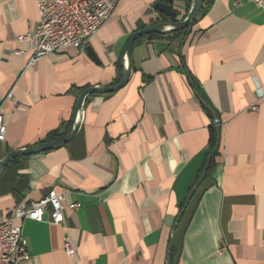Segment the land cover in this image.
Listing matches in <instances>:
<instances>
[{
  "label": "crops",
  "instance_id": "1",
  "mask_svg": "<svg viewBox=\"0 0 264 264\" xmlns=\"http://www.w3.org/2000/svg\"><path fill=\"white\" fill-rule=\"evenodd\" d=\"M39 1L0 0V161L68 133L80 94L120 81L129 38L173 20L162 0H121L87 47L34 60L21 38ZM194 2L174 0L175 20ZM132 61L124 88L87 98L72 141L0 172L6 217L51 189L66 198L60 225L14 222L24 264H264V0H205L189 32L139 38Z\"/></svg>",
  "mask_w": 264,
  "mask_h": 264
},
{
  "label": "built area",
  "instance_id": "2",
  "mask_svg": "<svg viewBox=\"0 0 264 264\" xmlns=\"http://www.w3.org/2000/svg\"><path fill=\"white\" fill-rule=\"evenodd\" d=\"M121 0H41L38 2L39 23L36 30L22 37L29 43L34 60L58 53L66 48L84 49L90 40L112 19ZM260 2V0H257ZM252 111H256L253 107ZM7 127L0 114V142L6 139ZM65 195L51 189L40 201L26 206L17 205L11 217L0 212V264H24L29 259L22 231L14 225L16 220L42 222L47 213L50 222L60 225L64 221ZM78 210L79 204H69ZM65 250L72 255L68 241Z\"/></svg>",
  "mask_w": 264,
  "mask_h": 264
},
{
  "label": "water",
  "instance_id": "3",
  "mask_svg": "<svg viewBox=\"0 0 264 264\" xmlns=\"http://www.w3.org/2000/svg\"><path fill=\"white\" fill-rule=\"evenodd\" d=\"M173 1L174 0H162L161 2L156 3L153 9L161 14H164L166 17L170 19H177L178 14L173 9ZM204 1L205 0H195L194 5L191 11L189 12L188 16L182 21L176 20L175 22L171 21V22H166V23H158V24H155L153 26H150L146 29H143L141 31L134 33L129 38L126 44V47L124 49L123 56L120 60L121 67L123 69V73H122V77L120 81L117 84L109 86V87H99V86L91 87L89 89H86L84 92H82L76 103L75 112H74V116L72 120V126L69 132L65 135L63 139L39 144L37 146L31 147L28 149L16 150L6 155V157H4L0 161V172L14 159H17L19 157L35 155V154L43 153V152L50 151V150L59 149V148L64 147L70 141H72L79 131V128H80L79 119H80L81 113L83 112V107H84V104L87 98L95 94H110V93L117 92L120 89L124 88L129 83L130 78L132 76V70H133V61H132L133 44L139 38L147 36V35H151V34L166 35V34H170L173 32H179L183 30H187L189 32L194 24L195 19L197 18L200 11L202 10ZM87 54L92 60L98 63V59L91 47L87 48ZM216 129H217L218 144L214 150V153L218 150L220 140H221V127L218 124V122H216ZM209 161L207 162L205 173L200 181H202L206 175V171L209 166ZM199 184L200 182L194 187L193 191L199 186ZM191 195L188 198V201L190 200ZM182 214L183 213H181V215L179 216V219L182 216ZM174 236H175V229L173 230V238ZM172 245H173V242L171 243L170 247H172Z\"/></svg>",
  "mask_w": 264,
  "mask_h": 264
},
{
  "label": "trees",
  "instance_id": "4",
  "mask_svg": "<svg viewBox=\"0 0 264 264\" xmlns=\"http://www.w3.org/2000/svg\"><path fill=\"white\" fill-rule=\"evenodd\" d=\"M165 20H167V19H165ZM175 21H176L175 19L172 20V22H175ZM66 134L67 133L52 134V135L49 136V140H61V139H63L65 137ZM214 140L215 141H214V144H213V149H214L215 144H216V139H214ZM213 169H214V162L211 161V163L209 165V168H208V171H207V176H209L212 173Z\"/></svg>",
  "mask_w": 264,
  "mask_h": 264
}]
</instances>
